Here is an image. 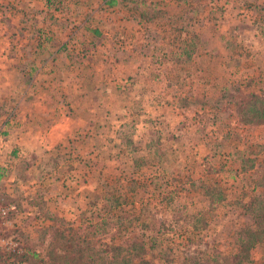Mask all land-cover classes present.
<instances>
[{
	"label": "rangeland",
	"instance_id": "obj_1",
	"mask_svg": "<svg viewBox=\"0 0 264 264\" xmlns=\"http://www.w3.org/2000/svg\"><path fill=\"white\" fill-rule=\"evenodd\" d=\"M51 1L0 0V207H13L0 255L69 237L94 217L89 202L119 193L145 203L146 233L190 237L177 264L183 253L190 264L228 259L242 213L229 156L244 141L264 145V127L239 132L225 117L238 93L264 95V0ZM136 15L153 18L137 28ZM191 43L201 48L174 55ZM199 181L223 202L210 205ZM170 196L208 229H170ZM248 264H264L263 244Z\"/></svg>",
	"mask_w": 264,
	"mask_h": 264
},
{
	"label": "trees",
	"instance_id": "obj_2",
	"mask_svg": "<svg viewBox=\"0 0 264 264\" xmlns=\"http://www.w3.org/2000/svg\"><path fill=\"white\" fill-rule=\"evenodd\" d=\"M51 2L45 0L46 4ZM102 2L111 9L121 3L123 5L130 3L135 9L138 6L137 0H102ZM152 18L146 16L142 19L141 15L137 20L152 21ZM192 40L194 42L198 38L193 36L191 42ZM196 47L200 45L193 46L192 43L189 46L183 45L181 51L174 55L177 57L184 54L191 55L196 53ZM238 95V99L227 103L228 114L225 118H232L236 124L235 129L239 132L246 131L253 125L264 127V95L260 92L256 94L241 92ZM237 135L239 139L244 137L241 133ZM260 139L258 143L255 142L256 144H249V140L244 141L242 145L245 148L235 150L229 156L237 163L236 169L233 170V176H236L234 179L237 181L229 188L233 193L234 191L239 193L233 204L239 206L242 213L239 215L241 222L229 240L231 253L228 259L224 256L214 261L210 259L202 262L192 261V264H248L250 250L258 244L264 245V154H262L264 145L259 143ZM248 155L251 157L249 158ZM137 162L131 165V170L138 168ZM239 182L240 184L237 185ZM197 184L198 188L204 191L202 195L208 198L210 205L223 202V199L212 197L210 188L201 181ZM175 200L172 196L167 199V209L172 212L170 229L178 227L177 224L180 222L183 223L182 229L185 228V232H188L187 229L190 230L193 236L208 229V222L201 211L187 215V212H190L188 204L183 201L175 203ZM136 203L137 201L132 199L128 201V198H124L119 193L104 197L100 195L88 203L91 210L86 214L94 217L85 219V222L75 221V229L68 232L71 234L69 237L62 235L61 232L53 233L41 250L25 248L19 253L10 252L8 256L2 254L0 264H177L175 261L181 256L177 253L178 249L193 246L190 244V237H185L181 234L183 232H173L168 237L164 229L159 228L153 234L146 233L147 226L140 223L145 203L140 201L139 208ZM84 216L85 212L82 211L77 215L82 219L85 218ZM137 222L138 225H134ZM61 248L63 253L66 251L67 253L59 254L57 251ZM190 258V255L183 253L178 264H190Z\"/></svg>",
	"mask_w": 264,
	"mask_h": 264
},
{
	"label": "crops",
	"instance_id": "obj_3",
	"mask_svg": "<svg viewBox=\"0 0 264 264\" xmlns=\"http://www.w3.org/2000/svg\"><path fill=\"white\" fill-rule=\"evenodd\" d=\"M89 2L90 3H92L90 0H89ZM20 3L22 4V6H26V5H30L31 3L29 2V3H26L25 1H20ZM19 6H21L20 4H18ZM18 6V7H19ZM27 7V6H26ZM121 18H122V16H121ZM136 20H134V25H135V27H137L138 28V26L139 25H141V23H142V19H141V21H139V20H137V19H139V17H138V15H136L135 17H134ZM125 20H127V21H130L131 20V17L129 16H126L125 15V17H124V21ZM131 22V21H130ZM35 80H37L38 81V78H35ZM34 80V81H35ZM64 80V79H63ZM62 83H64V82H62ZM57 128H58V126H55V128H50L49 130H48V133H47V135L49 136V137H51L52 135V132H56L57 131ZM53 137V136H52ZM53 138H55L56 139V137H53ZM52 143L54 142V141H52V140H50Z\"/></svg>",
	"mask_w": 264,
	"mask_h": 264
},
{
	"label": "built area",
	"instance_id": "obj_4",
	"mask_svg": "<svg viewBox=\"0 0 264 264\" xmlns=\"http://www.w3.org/2000/svg\"><path fill=\"white\" fill-rule=\"evenodd\" d=\"M12 209H13V207H10L9 209H4V208L0 207V219L3 218V216L6 214V212L8 210H12Z\"/></svg>",
	"mask_w": 264,
	"mask_h": 264
}]
</instances>
